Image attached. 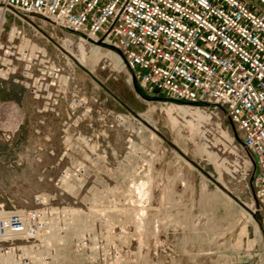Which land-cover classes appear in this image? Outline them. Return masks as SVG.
I'll return each instance as SVG.
<instances>
[{"label":"rangeland","instance_id":"rangeland-1","mask_svg":"<svg viewBox=\"0 0 264 264\" xmlns=\"http://www.w3.org/2000/svg\"><path fill=\"white\" fill-rule=\"evenodd\" d=\"M20 24L50 39L55 57L64 59L57 40L66 50L80 43L36 18ZM84 46L91 51L84 68L66 53L72 67L60 97L72 108L46 114L27 95L18 51L3 59L0 70H11L9 79L0 72V204L29 203L38 193L60 204L67 220L53 264H264L256 164L236 128L213 109L149 94L118 52ZM190 115L192 128L183 122ZM220 177L237 199L217 187Z\"/></svg>","mask_w":264,"mask_h":264},{"label":"built area","instance_id":"built-area-1","mask_svg":"<svg viewBox=\"0 0 264 264\" xmlns=\"http://www.w3.org/2000/svg\"><path fill=\"white\" fill-rule=\"evenodd\" d=\"M31 18L64 32L66 41L118 52L131 79L149 94L228 119L255 161V197L264 214V0H0V66L8 50L18 51L27 95L39 102L35 112L46 114L72 108L60 97L72 65L64 42L51 39L63 59L49 53L46 36L25 31L20 23ZM10 70L0 72L9 79ZM6 113V124L15 121ZM49 200L38 193L29 203L0 204V264L54 263L67 219Z\"/></svg>","mask_w":264,"mask_h":264},{"label":"bare ground","instance_id":"bare-ground-1","mask_svg":"<svg viewBox=\"0 0 264 264\" xmlns=\"http://www.w3.org/2000/svg\"><path fill=\"white\" fill-rule=\"evenodd\" d=\"M71 41V40H70ZM69 41V42H70ZM71 43V42H70ZM69 43V46H73V48L72 47H70V48H72V50H66L65 48V50H66V53L70 56V57H72V59H74V60H76L83 68L87 65V63H88V58H89V56H90V54H91V51H90V49L87 47L86 48V46H84V43H85V41H83V40H80V43L79 44H77V45H74V43L72 42V45ZM90 47V46H89ZM176 106V108H178V109H181V110H183V111H185V112H189L190 110H191V107H184V106H178V105H175ZM169 107V106H168ZM170 107H172L171 105H170ZM201 109V108H200ZM169 110V109H168ZM169 115V114H168ZM183 115V114H182ZM185 117V116H184ZM203 117V116H202ZM171 118H172V116H171ZM198 118L199 119H201L199 116H198ZM169 119V118H168ZM196 119V115L195 116H192V115H190V117L188 118H184V120H183V122L185 123V125H187V126H189V127H191L192 126V124H193V121H196L195 120ZM170 120V119H169ZM181 119L180 118H178V119H174L173 118V121L174 122H176V121H180ZM173 122V123H174ZM193 125H195V124H193ZM193 127V126H192ZM191 127V128H192ZM205 133V132H204ZM205 136V135H204ZM238 160V159H237ZM187 163V162H186ZM41 170V169H40ZM222 177H224V176H222ZM222 177H220V179H219V184L221 183V181H222ZM239 180V179H238ZM146 192H148V191H146L145 190V188L144 189H142L141 191H139V196L142 198V197H144L145 198V196L147 195L146 194ZM149 194V193H148ZM234 194V193H233ZM141 198H140V200H141ZM144 198H142V199H144ZM139 199V198H138ZM134 201V200H133ZM19 202H21V200L19 201ZM22 203V202H21ZM21 203H20V205H21ZM147 203V202H146ZM250 207H251V205H250ZM141 214V213H140ZM139 217V216H138Z\"/></svg>","mask_w":264,"mask_h":264},{"label":"water","instance_id":"water-1","mask_svg":"<svg viewBox=\"0 0 264 264\" xmlns=\"http://www.w3.org/2000/svg\"><path fill=\"white\" fill-rule=\"evenodd\" d=\"M75 62L81 66L76 60ZM82 67V66H81ZM175 150L177 149L179 155L181 157H183L189 164H192L194 167H196L198 170L202 171L200 169V167L193 161V160H190L182 151H180L176 146L170 144ZM202 173L205 175V176H208L210 179H212V177L206 172V171H202ZM251 183L254 184V178L252 179ZM215 184L217 185V187L219 189H221L223 192H225L228 196H230L231 198H233L234 200L237 199L235 198L225 187H223L221 184H218L217 182H215Z\"/></svg>","mask_w":264,"mask_h":264},{"label":"trees","instance_id":"trees-1","mask_svg":"<svg viewBox=\"0 0 264 264\" xmlns=\"http://www.w3.org/2000/svg\"><path fill=\"white\" fill-rule=\"evenodd\" d=\"M158 96H159V95H158ZM161 96H162V95H161ZM161 96H160L159 98H157V99H159V100H160V99H161V100H164V97H161Z\"/></svg>","mask_w":264,"mask_h":264},{"label":"crops","instance_id":"crops-1","mask_svg":"<svg viewBox=\"0 0 264 264\" xmlns=\"http://www.w3.org/2000/svg\"><path fill=\"white\" fill-rule=\"evenodd\" d=\"M7 72V71H6Z\"/></svg>","mask_w":264,"mask_h":264}]
</instances>
